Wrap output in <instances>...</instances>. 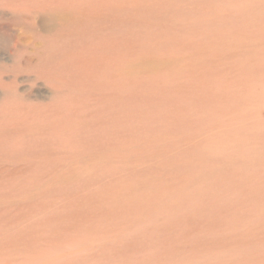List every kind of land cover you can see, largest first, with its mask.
Masks as SVG:
<instances>
[{
    "label": "rangeland",
    "instance_id": "374dc122",
    "mask_svg": "<svg viewBox=\"0 0 264 264\" xmlns=\"http://www.w3.org/2000/svg\"><path fill=\"white\" fill-rule=\"evenodd\" d=\"M61 2L69 19L78 11L105 19L102 34L120 23L119 154L86 152L76 134L77 153L63 150L71 140L60 144L55 130L76 125L78 133L88 117L63 123L48 111L67 108L39 77L54 63L13 57L18 20L0 7V166L12 173L7 195L0 192V257L18 248L40 258L8 264H264V190L245 197L237 185L210 186L264 174V0ZM71 65L97 69L82 58ZM19 103L38 111L25 118ZM151 184L198 196L188 192L187 205L180 189L168 216L159 194L162 207L145 206ZM201 197L210 200L206 212ZM246 234L255 243L241 240Z\"/></svg>",
    "mask_w": 264,
    "mask_h": 264
},
{
    "label": "bare ground",
    "instance_id": "6f19581e",
    "mask_svg": "<svg viewBox=\"0 0 264 264\" xmlns=\"http://www.w3.org/2000/svg\"><path fill=\"white\" fill-rule=\"evenodd\" d=\"M0 7L9 11L18 20L19 31L16 32L12 45L13 57L22 59L25 56H32L41 64L54 63L53 67L40 71L39 77L44 78L53 89L54 102L60 104L64 102L67 104L65 105L67 108L61 110V107L56 108L54 105L48 111L51 113L59 112L57 121L63 118V123L66 117H88L78 133L73 130V127H77L76 125L67 132L55 130V135L64 139L60 144L71 140L69 147L63 148V150L68 153H77V150L71 145L73 136L76 134L84 151L100 148L105 152V155L111 158L118 156V148L122 139L121 123L124 119L122 109V105H124V62L120 23L112 20L115 23L113 28L102 34L100 31L105 29V19L88 16L79 11L78 14H74L73 18L69 19L63 15V13L68 12L62 11L61 0H0ZM68 9L71 10V8ZM73 12L77 13V10L74 8ZM36 26H39L40 32L36 30ZM69 36L73 37V43L63 48L62 41ZM81 58L86 61L89 67L97 64V69L94 71L93 69H83L71 65L72 62ZM83 71L88 72L86 77L81 75ZM79 86H83L81 90ZM172 91L178 90L174 88ZM177 98L179 97L174 95L171 100L176 103L179 101ZM90 105L94 107H90ZM19 107V113L25 118H27L26 116L33 117L38 111L34 105L29 106V103H19ZM83 107L82 111L76 110V108L82 109ZM46 148L44 146V149ZM43 163L46 162L43 161ZM3 164L0 166L2 167L0 168V192L6 196L12 187L10 183L12 173L11 169H7L8 166H3ZM232 175L236 177L229 175L231 179L227 181L224 178H217L212 181L210 185L213 188L212 193H218L223 186L230 187L232 185L245 189V197H250L252 194L264 190V174L262 173H254L244 178L236 174ZM150 186L152 188L151 196L145 200V206L150 211L166 205L163 208H165L168 216L171 213L170 207L175 203L172 201L181 202L184 198L180 189L187 190L185 193L187 205L191 204L188 199V192L193 196H198V193L190 191L188 187L177 184L165 185V188L168 189L166 194L163 193L165 190L161 189L164 185L151 184ZM207 192L209 194L208 189ZM157 194H159L157 198H164L165 200L162 205L154 200ZM168 195H171L172 198L168 199ZM206 203L209 204L210 200L202 199L199 203L201 206L199 211H207ZM194 208L199 209L196 206ZM216 214L218 215V213ZM182 221L184 222L186 219L182 218ZM227 230H225L226 233ZM249 237L251 236L247 235L241 240L247 244L255 243L252 237ZM17 243L22 244V241L19 240ZM140 245L141 243L135 244L133 249ZM13 249L15 255H1L0 264L16 263L18 258L23 257L20 249ZM39 258L40 255L31 256L29 259L23 257V262L35 261Z\"/></svg>",
    "mask_w": 264,
    "mask_h": 264
}]
</instances>
